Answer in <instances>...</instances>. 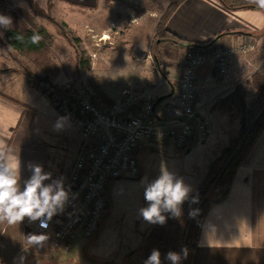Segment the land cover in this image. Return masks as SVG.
Here are the masks:
<instances>
[{
	"label": "rangeland",
	"instance_id": "374dc122",
	"mask_svg": "<svg viewBox=\"0 0 264 264\" xmlns=\"http://www.w3.org/2000/svg\"><path fill=\"white\" fill-rule=\"evenodd\" d=\"M34 1L44 11L47 19L31 13L28 4H23L24 1L22 4H1L0 7L8 12L23 9V13L28 15L26 18L29 25H41L47 32L50 38L49 47L41 53H20V56L27 59L26 64H30L21 68H24L27 76H39L64 93L63 86L72 79L91 89L96 101L111 106V103L113 105L119 100V92L121 95L125 87L141 86L122 83V77L130 75L129 70L135 72L133 78H140L150 73V70H155L153 56L157 55L158 59L159 56H164L166 47L171 45L158 44L159 39H155V25L168 5L176 0H98L100 3L96 5L95 11L97 14L100 12L102 17L98 16L96 21L93 19L91 22L86 15H76L78 11L89 13L87 8L46 3L47 0ZM95 28L101 31H96ZM103 36H107V39ZM189 47L190 45L179 46L178 52L185 53ZM123 57L137 61L130 63V67H124L123 62L119 60ZM55 65L59 67V70H56L58 73L54 69L50 70ZM48 71L54 77L47 74ZM49 77L54 79H51L53 82ZM161 90L169 92L170 86L164 85ZM105 91L113 92L111 97L114 98L106 97L103 94ZM41 92L46 98L45 101L49 102L52 113L47 118L41 114L38 119L41 125L35 129V136H39L37 138L48 155L45 172H50L53 179L63 178L65 181L73 163L76 144L79 142L75 133L78 127L58 111L61 102L67 98L66 93L64 97L46 88ZM163 101L160 102L158 111L165 105ZM50 104L55 108V113ZM249 105L243 115L241 129L237 133L223 132L219 133L218 137H215L216 134H208L206 138L196 140L197 144L193 142L188 149L182 151L173 149L171 145L159 144L141 148L138 156L139 176L121 178L108 186V206L102 224L91 239L81 240L79 237L75 241L77 246L74 248V243L70 252L64 254L53 251L48 240L43 247H32L25 251L23 241L18 240L21 239V234L24 236V229L18 239L8 240L11 239L9 233L13 231L17 235L18 230L15 226L0 223L1 252L8 257L11 253L14 254V250L19 249L22 252H19L16 259L25 257L24 264H144L156 249L161 253L162 264H171L166 259L167 253L174 251L183 255L182 249L186 248L188 254L186 258H182L181 264H189V241L197 233L196 227L202 213L212 202L224 196L228 177L226 178L223 172L231 159L242 149L248 131L264 108L263 103L249 121ZM38 106L41 107V104ZM39 111L42 109L39 108ZM61 118H64L63 127L57 129L55 125ZM224 120L229 123L230 117L224 116ZM263 131L264 125L261 124L237 167ZM162 166L181 178L192 191L189 199L181 206L182 215L174 218L170 213H164L167 220L160 225L145 221L140 215V209L147 206L142 181L146 178L151 182L157 178ZM196 196L198 202L192 203V197ZM194 210L195 214L190 216L189 213ZM31 231L39 234L35 229ZM40 251L43 252L42 257L39 256ZM0 261L15 264V260Z\"/></svg>",
	"mask_w": 264,
	"mask_h": 264
},
{
	"label": "crops",
	"instance_id": "0c3cea01",
	"mask_svg": "<svg viewBox=\"0 0 264 264\" xmlns=\"http://www.w3.org/2000/svg\"><path fill=\"white\" fill-rule=\"evenodd\" d=\"M18 2L28 4L27 0H0V5ZM46 3L87 8L89 13L78 11L76 15H86L90 22L102 17L95 11L100 3L98 0H47ZM11 13L0 7V15L11 17V28H15V17ZM8 30L0 28L3 32L0 38V148L11 149L19 157L23 185L31 175L30 163L41 165L46 171L48 155L37 138L39 136H35V129L41 125L38 121L41 114L47 118L52 111L43 93L27 81V73L21 67L30 64L27 65V59L7 42ZM94 30L101 31L99 28ZM165 30L189 45H210L216 41L239 43L245 39L255 42L254 52L232 57L226 74L217 75L212 64L200 66L196 72L197 86L202 92L201 113L208 123V134L218 137L223 132H239L243 115L253 100L251 76L264 64V9L253 0H183L167 19ZM218 35L221 36L216 38ZM179 50V46L171 44L166 47L164 56L159 59L157 55L153 56L158 74L146 73L140 79L133 78L135 72L129 70L130 75L122 77V83L150 89L155 86L153 90L158 97L169 95L183 63L184 51L181 54ZM119 60L124 67H130L136 59L123 57ZM53 69L58 71L59 67L55 65L50 70ZM47 74L54 77L50 71ZM49 78L53 82L54 79ZM164 85L170 86L169 92L161 90ZM103 94L114 98L111 97L113 92ZM166 99L165 105L174 102V96ZM50 106L55 113V108ZM224 116L230 117L229 123L225 122ZM75 133L78 142V128ZM15 228L17 235L11 231L8 240L18 239L24 229V236L21 234L18 239L24 242V237L35 229V222L26 219ZM76 246L75 243L74 248ZM19 252L22 251L14 250V254L7 257L0 250V259L15 260V264H19V258L16 259ZM42 253L40 251L39 256ZM191 264H264V131L236 168L227 195L209 205L200 224Z\"/></svg>",
	"mask_w": 264,
	"mask_h": 264
},
{
	"label": "built area",
	"instance_id": "2783aa9c",
	"mask_svg": "<svg viewBox=\"0 0 264 264\" xmlns=\"http://www.w3.org/2000/svg\"><path fill=\"white\" fill-rule=\"evenodd\" d=\"M252 39L239 43L216 41L190 45L183 56L174 87V102L158 111V94L150 87L128 85L120 98L108 106L94 93L70 79L64 86L67 98L59 113L79 129V142L64 185L70 199L63 213L55 215L47 229L35 222V231L48 235L53 251L68 253L75 241L91 239L102 224L108 206V186L121 178L140 174L141 148L159 144L180 151L208 136V123L201 113L202 92L197 86L200 66L212 64L217 75L226 74L232 57L255 51ZM149 59V57H148ZM158 74L157 69L150 70ZM0 264H5L0 261Z\"/></svg>",
	"mask_w": 264,
	"mask_h": 264
},
{
	"label": "clouds",
	"instance_id": "9594fccd",
	"mask_svg": "<svg viewBox=\"0 0 264 264\" xmlns=\"http://www.w3.org/2000/svg\"><path fill=\"white\" fill-rule=\"evenodd\" d=\"M258 7L264 9V0H253ZM11 17L0 15V28L10 29ZM3 32H0V38ZM32 42L38 43L39 35L32 36ZM64 118H61L55 127H63ZM31 175L21 185V171L19 157L11 149L0 148V223L15 226L27 218L29 222L39 221V226L47 229L52 218L63 213L70 199V193L65 188L63 178L53 179L50 172H45L38 164H29ZM46 181H50L46 183ZM144 198L147 206L140 209V215L151 224L163 225L170 213L172 217L182 215V204L189 199L192 189L181 178L162 166L160 175L148 182L145 178ZM198 202V196L192 197V203ZM195 214V210L189 213ZM45 233H30L24 237L25 251L32 247H43L48 240ZM182 253L170 251L166 259L171 264H181L182 258L187 257V249ZM25 257H19V264H24ZM144 264H162L161 253L154 249Z\"/></svg>",
	"mask_w": 264,
	"mask_h": 264
},
{
	"label": "trees",
	"instance_id": "16d2710c",
	"mask_svg": "<svg viewBox=\"0 0 264 264\" xmlns=\"http://www.w3.org/2000/svg\"><path fill=\"white\" fill-rule=\"evenodd\" d=\"M183 0H176L168 5L166 8L164 14L160 17L157 26H156V33H155V39H159L158 44H175L184 47V45H189V43H186L177 37L170 34L168 31L164 29L165 23L169 16L173 13V11L176 9V7L182 2ZM28 6L30 9V12L33 14H36L40 17H44L47 19L46 14L42 9H40L32 0H27ZM251 8V7H248ZM13 16L15 17V28H10L6 34V40L10 44V46L16 50L19 53H41L44 50L49 47L48 42H50L49 35L42 27H37L34 24H28L27 22V15H25L22 11H15L12 12ZM29 20V18H28ZM33 35H39L40 40L38 43L32 42V36ZM221 35H218L216 38L220 37ZM209 45V44H208ZM27 81L38 91H42L44 88L53 90L56 95H61L65 97V93L61 91L59 88H56L54 85H52L47 80L39 77V76H30L28 75ZM251 85L253 89V95L254 99L249 105V109L247 111V119L250 121L252 117L254 116L255 112L257 111V108L261 107L264 103V64L251 76ZM97 91V89H96ZM98 92V91H97ZM100 93V92H99ZM160 102L155 105V108H158ZM108 105V104H107ZM112 105V103H111ZM264 125V108L259 115L258 119L253 124L252 128L248 131L247 136L245 137L243 147L240 149L236 155L231 159L230 163L228 164L227 168L224 170V176L227 179V183L229 186V183L235 173L236 167L240 160L243 158L245 154V150L250 146L251 140H253L255 134L260 128V125ZM228 189V187H227ZM227 189L222 198H224L227 195ZM221 198V199H222ZM209 206L206 207L204 212L202 213V217L200 218L199 225L196 227L197 233L194 234L193 238L189 241V264H191L193 252L196 246V241L199 233L200 224L202 222V219L207 211ZM177 239V237H176Z\"/></svg>",
	"mask_w": 264,
	"mask_h": 264
},
{
	"label": "water",
	"instance_id": "95a60500",
	"mask_svg": "<svg viewBox=\"0 0 264 264\" xmlns=\"http://www.w3.org/2000/svg\"><path fill=\"white\" fill-rule=\"evenodd\" d=\"M173 92H174V89L172 90V92L169 95L158 97L157 100H156V102H155V105L158 104L159 102L163 101L164 99L172 96L173 95ZM186 151H188V150H186Z\"/></svg>",
	"mask_w": 264,
	"mask_h": 264
},
{
	"label": "bare ground",
	"instance_id": "6f19581e",
	"mask_svg": "<svg viewBox=\"0 0 264 264\" xmlns=\"http://www.w3.org/2000/svg\"><path fill=\"white\" fill-rule=\"evenodd\" d=\"M104 39H107V36H103Z\"/></svg>",
	"mask_w": 264,
	"mask_h": 264
}]
</instances>
